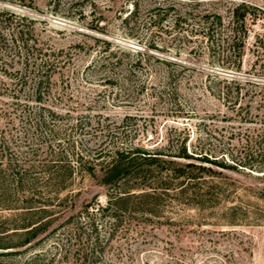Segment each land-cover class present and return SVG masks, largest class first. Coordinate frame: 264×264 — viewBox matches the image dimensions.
<instances>
[{
	"label": "rangeland",
	"instance_id": "374dc122",
	"mask_svg": "<svg viewBox=\"0 0 264 264\" xmlns=\"http://www.w3.org/2000/svg\"><path fill=\"white\" fill-rule=\"evenodd\" d=\"M95 1L94 9L80 6L81 15H62L65 0L57 14L55 0H0V8L14 12L17 26L56 63L49 71V84L42 87L43 100L36 102L31 86L5 77L0 60V244L9 247L0 249V264H76L75 247L66 241L69 231L61 226L87 203L107 201L109 191L100 185L99 172L96 178L74 175L54 195L53 182L46 184L48 167L55 160L50 152L74 143L90 161L113 144L175 152L182 142L188 150L196 147L224 162L231 156L236 162L251 152L248 163L253 168L210 166L212 172L203 174L209 194L198 203L168 198L156 216H127L115 237L105 242L96 264H264V160L256 156L264 124L240 120L221 93L222 86L208 78L217 73L259 80L250 68L252 45L264 43V0L190 3L192 17L207 11L219 14L225 23L242 3L251 7L240 72L216 68L204 44L193 36L178 40L166 28L154 34L144 28L129 37L122 23L129 6L123 0ZM160 1L144 0V19ZM99 18L106 33L85 27ZM85 35L121 50L103 52L102 43ZM150 39L158 51H145L142 44ZM126 50L153 58L141 56L140 66L129 73L137 57ZM109 53L114 57L108 58ZM166 73L171 74L169 81ZM29 192L39 194L29 200Z\"/></svg>",
	"mask_w": 264,
	"mask_h": 264
},
{
	"label": "trees",
	"instance_id": "16d2710c",
	"mask_svg": "<svg viewBox=\"0 0 264 264\" xmlns=\"http://www.w3.org/2000/svg\"><path fill=\"white\" fill-rule=\"evenodd\" d=\"M123 1L131 9L128 14L124 13L125 17L122 19L123 27L128 29L129 37L137 33L136 30L144 28L146 32L150 31V34L158 33L166 28L164 31L176 33L178 40H186L193 36L204 44L207 56L213 64H217L216 68L227 72H240L248 36L246 20L251 17L248 12L251 9L249 5L242 3L232 10L229 22L225 23L219 14L207 11L197 18L192 17L190 3L200 0H185L187 2L161 0L150 10L154 13H148L147 20L144 19L147 10L141 6L144 0ZM60 4L62 0H55L54 14H57ZM84 4H88L91 9L97 6L95 0H65L62 15L73 11L81 15V10L78 8ZM177 5L179 8L176 7ZM185 8H189L190 12L183 11ZM239 9L242 10L240 13ZM92 13L93 11L91 12L93 16ZM102 19L99 18L94 23L90 22L85 27L91 31L106 33L105 27L100 25ZM191 22L197 24H191ZM12 23L15 24L12 26ZM130 23L133 25L130 26ZM28 35L27 31L17 26V15L14 12L0 8V60L4 63L5 77L9 76L16 85L31 86L34 101L40 102L43 100L42 87L49 84L51 77L49 71L54 69L53 66L56 67V63L54 58H46L50 54L43 52L34 40L31 41L28 38ZM85 36L95 43H102L103 52L112 47L117 51L121 50L119 46L111 42L89 35ZM142 45L145 51L159 50L153 39ZM252 46L254 60L250 70L256 73L259 80L242 81L217 73L209 74L208 78L217 80L222 86L221 93L227 100L229 99L230 109L235 115L241 117L240 120L250 122L257 119L264 124V43L259 41ZM126 51L134 53L137 57L129 64L127 69L129 73L134 72L140 66L141 56H146L147 59L153 58L142 51ZM110 57H114V54L109 53L108 58ZM155 60L161 64L171 65L161 59ZM19 63L22 64L21 69H14ZM114 64L119 65L120 61ZM164 77L166 81H169L171 74L166 73ZM259 144H262V147L256 156L264 160V136ZM167 148L169 150L173 148L172 144L169 143ZM52 153L55 160L48 167L46 184L53 182L54 195L63 191L68 186L65 182L74 175L96 178V172L100 173V185L107 187L109 191L104 205L98 202L87 203L81 211L68 217L61 226L69 231L70 236L66 241L75 247L76 264H96L99 260L98 254L103 252L105 242L107 244L115 237L127 216L135 214L156 216L162 201L168 198H187L192 203H198V200L205 198L209 194V188L205 186L207 183L203 174L212 172L210 166L221 169L238 166L253 168L248 163L253 159L251 152H244V157L236 162L232 156L230 161L224 162L223 160L218 161L207 152L199 151L196 147L188 150L184 142L175 152H165L161 149L146 151L137 147L113 144L107 152L99 153L94 160L90 161L84 159L74 143H68L59 152H50V155ZM177 160L184 161V163ZM22 179V176L17 178V183H20ZM38 194L29 192L31 195L29 200ZM25 209L32 210L34 207ZM24 243L28 242L25 240ZM5 248L9 247L0 244V249Z\"/></svg>",
	"mask_w": 264,
	"mask_h": 264
}]
</instances>
